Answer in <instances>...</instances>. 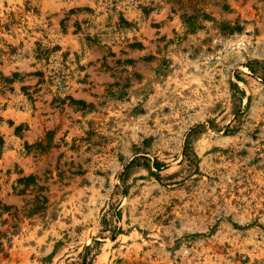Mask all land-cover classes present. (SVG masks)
<instances>
[{"label": "rangeland", "instance_id": "1", "mask_svg": "<svg viewBox=\"0 0 264 264\" xmlns=\"http://www.w3.org/2000/svg\"><path fill=\"white\" fill-rule=\"evenodd\" d=\"M0 264H264V0H0Z\"/></svg>", "mask_w": 264, "mask_h": 264}, {"label": "trees", "instance_id": "2", "mask_svg": "<svg viewBox=\"0 0 264 264\" xmlns=\"http://www.w3.org/2000/svg\"><path fill=\"white\" fill-rule=\"evenodd\" d=\"M198 18H199L198 14H196L194 17H189L187 19V22L185 23L186 26L193 27L194 26V22H195V28H197L198 26L196 25V22H197ZM191 19H193L194 21H191ZM217 26L219 27L221 32H224V33H233L235 31L238 32V31H241L243 29V27H241L237 23L235 25H229V24H226L225 22H220V23H218ZM34 180H35L34 177H31L30 179L26 180L25 181V182H27L26 185H25L26 188L29 186L28 184H30V183L34 184ZM18 193H23V191H19ZM44 202H46V199H44ZM37 210L38 209H33L31 211V213L37 212Z\"/></svg>", "mask_w": 264, "mask_h": 264}]
</instances>
